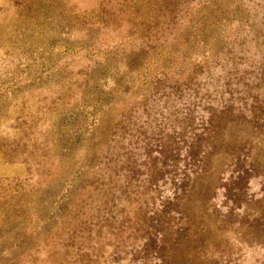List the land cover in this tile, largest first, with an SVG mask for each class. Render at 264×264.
Listing matches in <instances>:
<instances>
[{"label":"trees","instance_id":"trees-1","mask_svg":"<svg viewBox=\"0 0 264 264\" xmlns=\"http://www.w3.org/2000/svg\"><path fill=\"white\" fill-rule=\"evenodd\" d=\"M91 1L72 0L75 25L99 22L114 31V24L131 22L125 34L145 36L155 27L148 13L161 14L168 36L199 3ZM216 3L208 19L216 49L198 60L183 55L180 63H163L153 78L144 74L145 88L124 89L123 97H134L112 104L113 118L93 141L74 188L59 264H232L229 240L212 227L246 221L252 242L246 249L264 256V0ZM197 31L192 45L207 46L208 31ZM112 54L82 62L83 87L94 65L109 64ZM133 56L142 59L121 57L126 73L138 71ZM108 84L116 99L121 84ZM228 125L248 132H226ZM202 178L210 179L200 196L206 218L196 220L191 197Z\"/></svg>","mask_w":264,"mask_h":264},{"label":"rangeland","instance_id":"rangeland-1","mask_svg":"<svg viewBox=\"0 0 264 264\" xmlns=\"http://www.w3.org/2000/svg\"><path fill=\"white\" fill-rule=\"evenodd\" d=\"M216 1L198 0L196 12L186 14L168 36L170 28L158 24L161 14L148 13L155 27L145 36L126 35L122 29L131 22L114 24V31L102 30L99 22L75 25L72 0H0V264L63 261L59 255L67 247L58 239L71 221L74 188L84 177L93 141L113 118L112 104L134 97H123L124 89L145 88L147 76L153 78L163 63H180L183 55L198 60L216 49L208 40L215 34L208 19ZM191 21L198 23L196 36L208 31L207 46L192 45ZM106 53L115 54L109 64L94 65L95 75L83 87L88 80L77 74L82 62L102 61ZM134 54L142 56L135 62L133 56L131 67L138 71L126 73L121 57ZM111 81L121 84L116 99L108 92ZM225 128L248 132L241 125ZM209 180L198 181L191 197L196 220L206 218L200 196ZM212 229L229 240L232 264H264L263 254L246 249L252 243L248 221L215 223Z\"/></svg>","mask_w":264,"mask_h":264}]
</instances>
